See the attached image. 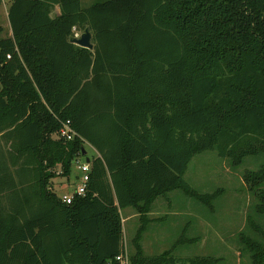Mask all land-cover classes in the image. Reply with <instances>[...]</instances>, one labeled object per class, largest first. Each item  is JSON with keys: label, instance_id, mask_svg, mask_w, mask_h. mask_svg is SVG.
Here are the masks:
<instances>
[{"label": "trees", "instance_id": "1", "mask_svg": "<svg viewBox=\"0 0 264 264\" xmlns=\"http://www.w3.org/2000/svg\"><path fill=\"white\" fill-rule=\"evenodd\" d=\"M8 20L0 264H116L126 207L141 220L131 264H215L144 255L138 240L152 202L172 190L212 208L215 193L184 178L194 155L215 149L237 165L264 154V0H12ZM73 27L89 28L93 49L70 42ZM66 120L71 139L59 135ZM85 144L87 190L65 203L52 180L69 177ZM243 176L264 214V164ZM251 226L262 240L241 239L264 264V230Z\"/></svg>", "mask_w": 264, "mask_h": 264}, {"label": "rangeland", "instance_id": "2", "mask_svg": "<svg viewBox=\"0 0 264 264\" xmlns=\"http://www.w3.org/2000/svg\"><path fill=\"white\" fill-rule=\"evenodd\" d=\"M104 0H81L82 7ZM8 1L0 0V27L7 35L9 24L6 19ZM87 155L92 154L90 145L85 144ZM264 164V154L245 156L234 165L230 158L220 157L215 149L200 152L191 159L185 172V180L200 193H215L210 208L175 189L156 199L154 207L161 206L138 240L144 255L155 256L170 250L177 259L196 256L212 257L215 264H251L250 252L242 236L261 241L253 230L252 222L264 230V214L257 211V199L244 179L246 170H256ZM80 172L75 164L68 178L55 177L52 189L57 195L75 191ZM122 217L125 253H135L134 240L141 225L140 217L133 207L120 209ZM150 219V218H149ZM193 238L194 241L179 243V239Z\"/></svg>", "mask_w": 264, "mask_h": 264}, {"label": "built area", "instance_id": "3", "mask_svg": "<svg viewBox=\"0 0 264 264\" xmlns=\"http://www.w3.org/2000/svg\"><path fill=\"white\" fill-rule=\"evenodd\" d=\"M72 31H73V36H77L78 32L76 27H73ZM9 57L10 55L8 54L7 58ZM59 135L66 139H71L73 138V136H75V131L71 127L69 120L62 122L61 128L59 130ZM85 158H86L85 155L78 156L74 161V164L77 166L80 175L77 178V185L75 191L73 193L63 194L61 196V200L65 203H71L75 196H82L85 194L87 190L90 167H89V162H86ZM125 252L126 251L124 247V250L115 256L116 264H130L129 256Z\"/></svg>", "mask_w": 264, "mask_h": 264}, {"label": "crops", "instance_id": "4", "mask_svg": "<svg viewBox=\"0 0 264 264\" xmlns=\"http://www.w3.org/2000/svg\"><path fill=\"white\" fill-rule=\"evenodd\" d=\"M8 1V6H7V11H6V19H7V23L9 24V20H8V9H9V6H10V3H11V1L12 0H7ZM60 14V7H59V5L58 4H55L54 6H53V8L51 9V13H50V16L51 17H54V16H57V15H59ZM9 33L7 34V35H11V29H10V24H9ZM77 32H78V34H77V36H79V34L82 32V31H79V30H77ZM3 35V34H2ZM73 37V36H72ZM91 41H92V39H91ZM91 150H92V154H94L95 153V150L93 149V148H91ZM159 197H161V196H159ZM158 198V197H157ZM156 198V199H157ZM156 199L152 202V204H151V208H150V210L148 211V213H147V216L150 218V221L147 223V227H148V225H149V223H151V222H153V221H155V220H159L161 217H158V216H156V213H157V211H155V210H159V209H161V206H159V207H154V203L156 202ZM136 211V210H135ZM120 212H121V210H120ZM136 213H137V215L139 216V213L136 211ZM147 227H146V229H147ZM124 247H125V245H124Z\"/></svg>", "mask_w": 264, "mask_h": 264}, {"label": "water", "instance_id": "5", "mask_svg": "<svg viewBox=\"0 0 264 264\" xmlns=\"http://www.w3.org/2000/svg\"><path fill=\"white\" fill-rule=\"evenodd\" d=\"M92 34L89 31L88 27H85L84 30L79 34V36H73L70 38V42L74 43L81 47H86L88 49H93L94 44L91 41ZM82 155H86V149L83 147ZM86 162H89V157H86Z\"/></svg>", "mask_w": 264, "mask_h": 264}]
</instances>
